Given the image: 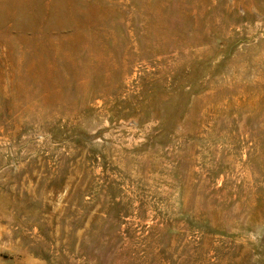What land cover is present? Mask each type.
Returning <instances> with one entry per match:
<instances>
[{
    "label": "rangeland",
    "instance_id": "1",
    "mask_svg": "<svg viewBox=\"0 0 264 264\" xmlns=\"http://www.w3.org/2000/svg\"><path fill=\"white\" fill-rule=\"evenodd\" d=\"M0 264H264V0H0Z\"/></svg>",
    "mask_w": 264,
    "mask_h": 264
},
{
    "label": "bare ground",
    "instance_id": "2",
    "mask_svg": "<svg viewBox=\"0 0 264 264\" xmlns=\"http://www.w3.org/2000/svg\"><path fill=\"white\" fill-rule=\"evenodd\" d=\"M116 74H117V72H116Z\"/></svg>",
    "mask_w": 264,
    "mask_h": 264
}]
</instances>
